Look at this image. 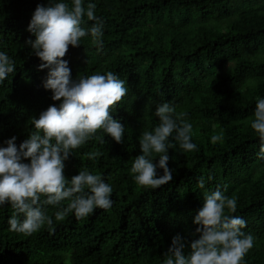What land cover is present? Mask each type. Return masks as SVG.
<instances>
[{"label":"trees","instance_id":"obj_1","mask_svg":"<svg viewBox=\"0 0 264 264\" xmlns=\"http://www.w3.org/2000/svg\"><path fill=\"white\" fill-rule=\"evenodd\" d=\"M93 2L106 22L103 47L86 37L63 59L74 79L112 71L126 81L127 95L113 106L125 136L123 144L106 136L105 143L93 139L75 149L65 174L84 167L102 173L113 205L83 219L69 214L55 221L54 231L44 227L30 236L9 232L13 210L0 207V264H162L177 232L194 238L192 218L203 193L217 186L237 200L233 215L246 220L243 231L254 237L242 264H264V159L247 123L255 98L264 97V0ZM38 4L47 0H0V50L16 61V73L0 84V145L16 136L18 146L28 138L30 119L59 103L43 87L48 69H39L26 44L35 38L27 29ZM164 101L186 113L199 150L186 152L170 137L173 180L152 190L133 181L130 167L141 154L142 133L159 124L153 112ZM213 134L222 140L213 144ZM200 177L205 189L197 186Z\"/></svg>","mask_w":264,"mask_h":264},{"label":"clouds","instance_id":"obj_2","mask_svg":"<svg viewBox=\"0 0 264 264\" xmlns=\"http://www.w3.org/2000/svg\"><path fill=\"white\" fill-rule=\"evenodd\" d=\"M96 9L93 0H47L32 14L27 30L35 38L26 44L30 54L40 59L39 69H48L43 87L59 103L30 119L28 138L18 146L16 136L5 140L6 146L0 145V207L8 204L13 210L7 221L9 232L30 236L44 227L54 231L55 221L69 214L83 219L98 208L106 210L113 205V187L102 173L84 167L71 177L65 174V162L88 141L105 143V137L110 136L117 143L124 142L125 125L114 118L113 106L127 95L126 81L112 71L80 74L74 79L69 61L63 59L70 45L80 47L86 37L98 49L103 47L106 22ZM14 73L15 59L0 50V84ZM255 99L247 123L259 137L257 156L264 159V97ZM153 115L159 124L142 133L141 154L132 161L130 175L138 186L156 190L173 180L175 169H170L168 162L169 149L175 144L170 137L186 152L199 149L192 139V123L185 119L186 113L177 112L173 102L158 104ZM222 138V134H213L211 142ZM87 157L95 159L96 153ZM205 184L200 177L198 188L205 189ZM47 206L55 211L49 214ZM236 211L237 200L220 186L206 190L203 205L192 218L194 238L177 232L162 264H242L254 237L243 231L247 222L233 215Z\"/></svg>","mask_w":264,"mask_h":264}]
</instances>
